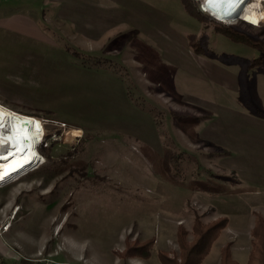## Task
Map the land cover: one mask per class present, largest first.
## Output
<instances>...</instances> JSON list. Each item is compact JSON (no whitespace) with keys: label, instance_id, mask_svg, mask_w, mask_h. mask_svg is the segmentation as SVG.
<instances>
[{"label":"rangeland","instance_id":"374dc122","mask_svg":"<svg viewBox=\"0 0 264 264\" xmlns=\"http://www.w3.org/2000/svg\"><path fill=\"white\" fill-rule=\"evenodd\" d=\"M191 1L0 0V106L41 158L0 186L9 264H259L264 23Z\"/></svg>","mask_w":264,"mask_h":264},{"label":"bare ground","instance_id":"6f19581e","mask_svg":"<svg viewBox=\"0 0 264 264\" xmlns=\"http://www.w3.org/2000/svg\"><path fill=\"white\" fill-rule=\"evenodd\" d=\"M197 1L201 2L199 6L202 11L210 13L217 21L226 23L230 19L240 17L251 26L264 23V0ZM221 5L223 8H218ZM227 7H231L230 10ZM37 133L35 122L30 116L0 106V186L39 163L41 158L36 149L39 143Z\"/></svg>","mask_w":264,"mask_h":264},{"label":"trees","instance_id":"16d2710c","mask_svg":"<svg viewBox=\"0 0 264 264\" xmlns=\"http://www.w3.org/2000/svg\"><path fill=\"white\" fill-rule=\"evenodd\" d=\"M192 1H194V0H192ZM196 8H197L198 12L202 13V15L204 17H206L207 19H209V20H211V21H213L215 23H219L220 24L219 21L215 20L209 14L205 13L204 11H202L199 8V5H197ZM223 223L224 222H220V221H216L214 223H211V225H209L206 229H204V231H202V236L205 237L208 234L212 235V233L215 232V230H219V229H221L223 227ZM215 236H214V238H212V240L215 239ZM251 236H253V238L256 240V245L258 246L257 252L259 253V264H264V219L263 218H259L257 220V222L255 223V226H254V228L252 230V235ZM209 241H211V239ZM199 263H200V261L198 260L194 264H199ZM0 264H9V263L6 260L2 259V257H0ZM224 264H236V262H234V261H226V259H225V263Z\"/></svg>","mask_w":264,"mask_h":264},{"label":"crops","instance_id":"0c3cea01","mask_svg":"<svg viewBox=\"0 0 264 264\" xmlns=\"http://www.w3.org/2000/svg\"><path fill=\"white\" fill-rule=\"evenodd\" d=\"M2 107H3V106H2ZM4 108H6V109L9 110L8 107H4ZM3 250H5V248H4V244H0V252H2Z\"/></svg>","mask_w":264,"mask_h":264},{"label":"water","instance_id":"95a60500","mask_svg":"<svg viewBox=\"0 0 264 264\" xmlns=\"http://www.w3.org/2000/svg\"><path fill=\"white\" fill-rule=\"evenodd\" d=\"M210 8H212V6H210ZM218 8H220V9H221V8H223V7H222V5H221V6H218ZM227 8L230 10V8H231V7H230V8H229V7H227ZM224 9H225V8H224ZM213 10H214V9H213ZM229 12H231V11H229Z\"/></svg>","mask_w":264,"mask_h":264},{"label":"clouds","instance_id":"9594fccd","mask_svg":"<svg viewBox=\"0 0 264 264\" xmlns=\"http://www.w3.org/2000/svg\"><path fill=\"white\" fill-rule=\"evenodd\" d=\"M209 15H211L210 13H209ZM212 16V15H211Z\"/></svg>","mask_w":264,"mask_h":264}]
</instances>
